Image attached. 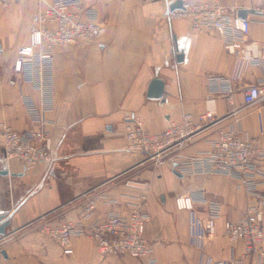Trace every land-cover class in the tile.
I'll use <instances>...</instances> for the list:
<instances>
[{"label": "crops", "instance_id": "0c3cea01", "mask_svg": "<svg viewBox=\"0 0 264 264\" xmlns=\"http://www.w3.org/2000/svg\"><path fill=\"white\" fill-rule=\"evenodd\" d=\"M170 1L83 0L98 10L106 32L97 43L54 50L52 102L43 111L51 122L52 161L25 168L5 158L0 138V169L9 173L0 175V214L15 211L0 239V264H150L128 256L101 257L85 235L71 239V255H63L56 242L45 241L41 224L55 223L59 217L75 220L81 202L97 193L103 198L92 221L108 213L127 215L145 201L149 218L144 237L153 264H208L242 254V243L229 242L223 226L243 217L252 195H262L260 180L250 184L249 193L232 176L187 174L178 165L204 155L221 128L241 130L244 137L257 138L264 149L261 103L229 116L232 107L242 106L240 89L263 79L264 58L245 69L234 106L227 105L223 96L211 93V77L232 74L236 57L225 51L216 33H195L188 19H168ZM221 1L237 13L247 10L245 18L252 20L248 38L264 45V26L251 16L264 8V0ZM33 11L31 2L0 8V123L16 131L34 124L25 98L37 110L43 107L41 92L29 81L10 85L21 80L12 64L17 49L27 43ZM155 77L164 82L162 100L147 98ZM206 110L220 121L157 165L127 149L126 117L137 118L150 132H160L169 122L180 121L183 113L198 115ZM192 193L203 197L196 201V213L203 220L214 215L212 237L203 241L190 237L188 212L174 207L175 196Z\"/></svg>", "mask_w": 264, "mask_h": 264}, {"label": "built area", "instance_id": "2783aa9c", "mask_svg": "<svg viewBox=\"0 0 264 264\" xmlns=\"http://www.w3.org/2000/svg\"><path fill=\"white\" fill-rule=\"evenodd\" d=\"M14 2L33 3L27 43L19 47L12 64V71L21 80H12L15 86L23 80L29 81L40 92L42 110L34 107L25 98L27 111L33 126L26 131H16L0 123V138L5 158L19 162L23 167L49 163L53 159L52 142L49 132L51 122L43 111L50 109L52 102V64L54 50L65 46L76 48L97 43L106 32L98 10L86 5L83 0H0V8H7ZM184 9L165 16L190 21L195 33H216L223 41L225 51L236 57L237 64L229 76L211 77L210 91L213 96H223L227 105L234 106V96L245 69L258 65L264 58V45L260 47L249 39L251 18L240 19L237 9L226 6L221 0L203 2L184 1ZM256 15H255V14ZM264 26V8L256 9L251 16ZM242 106L232 107L229 116H236L241 109L261 103L264 108V77L261 81L248 84L242 89ZM125 138L127 149L142 155L145 161L155 165L170 152L183 146L194 135L217 124L220 120L213 111L193 115L183 113L180 121H171L160 132H150L141 121L126 117ZM237 122V120H235ZM264 149L255 137H244L241 130L221 128L210 141V149L200 158L180 161L179 171L187 174H221L234 177L241 186L252 193L253 181L260 180L262 195L253 196L247 202L244 215L237 221H226L224 237L231 243L241 242L243 252L224 260L208 264H263L264 263ZM256 183V182H255ZM251 195V194H249ZM101 194L86 197L80 204L75 220L59 217L55 223L48 221L39 226L45 241L56 242L63 255H71V239L86 236L95 245L101 257L128 256L147 259L150 264L151 247L144 237L148 214L145 199L136 204L127 215L108 213L100 221H92ZM198 193L181 194L174 197V207L189 214L190 237L203 241L212 237L214 215L203 220L196 213V201L202 199ZM216 207L214 203H209Z\"/></svg>", "mask_w": 264, "mask_h": 264}, {"label": "water", "instance_id": "95a60500", "mask_svg": "<svg viewBox=\"0 0 264 264\" xmlns=\"http://www.w3.org/2000/svg\"><path fill=\"white\" fill-rule=\"evenodd\" d=\"M184 0H172L167 4L166 14L173 13L175 11L183 10ZM247 10H240L237 13V16L244 20L247 14ZM182 53H180L177 57L179 61H181ZM163 88H164V82L160 78H153L148 86V92H147V98L148 99H154V100H162L163 98ZM9 174L6 169H0V175H7ZM175 174H177L175 172ZM15 211L13 210L9 215L0 214V239L5 237V229L10 224V218L12 217L13 213ZM1 254L4 255V251H1Z\"/></svg>", "mask_w": 264, "mask_h": 264}]
</instances>
